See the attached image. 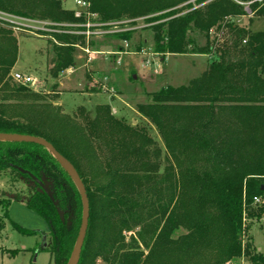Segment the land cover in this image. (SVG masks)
I'll return each mask as SVG.
<instances>
[{
  "label": "trees",
  "instance_id": "1",
  "mask_svg": "<svg viewBox=\"0 0 264 264\" xmlns=\"http://www.w3.org/2000/svg\"><path fill=\"white\" fill-rule=\"evenodd\" d=\"M85 1L102 21L157 15L150 21L161 22L151 29L163 60L206 54L209 65L188 85L164 86L138 105L162 146L145 125L116 117L109 103L72 115L40 104L30 86L13 80L18 39L0 28V133L44 138L77 169L90 202L79 264H231L241 258L264 264L249 222L264 215V204H254V197H264V30L238 22L264 16V0H253L250 13L235 0H196L197 6L191 0ZM0 9L54 22L86 20L61 0H0ZM54 37L62 43L52 59L57 77L75 66V45L84 36ZM21 169L45 179L56 204ZM0 176L10 186L24 184L0 199V229L12 201H23L50 226L51 241L41 249L54 264H67L84 210L67 171L42 145L0 140Z\"/></svg>",
  "mask_w": 264,
  "mask_h": 264
},
{
  "label": "rangeland",
  "instance_id": "2",
  "mask_svg": "<svg viewBox=\"0 0 264 264\" xmlns=\"http://www.w3.org/2000/svg\"><path fill=\"white\" fill-rule=\"evenodd\" d=\"M61 1L65 9L76 8V0ZM206 1L202 2V5ZM239 1L248 7L253 0ZM190 2L194 6L198 5L196 0ZM188 3L179 7L186 6ZM156 16L113 21H102L97 15L86 18L85 23L92 24L90 28L94 33L88 36L83 35L84 41L81 40L75 45V66L61 72L57 77L51 73L54 65L52 59L56 54L55 45L62 43L54 37V34L82 35L79 33L81 30L79 28L83 23L54 22L35 18L47 22V25L52 23L53 26H47V30L41 31L12 30L19 44V60L14 71L29 74L34 78L35 82L30 88L41 96L40 104L60 108L62 114L72 115L80 107L91 109L98 103L109 102L112 113L116 117L123 118L134 125L137 123L145 125L162 145L156 129L149 126L138 112V105L148 102L149 95L164 86L188 85L191 80L199 77L207 69L209 56L169 54L163 60L162 56L154 50L151 28L161 20H150ZM238 22L249 26L252 31L264 30V16H254L250 24L248 17L238 19ZM121 33L130 36L127 40L130 44L128 50L124 48L126 40H121L117 36ZM222 40L220 39V42ZM92 41L93 47H91ZM200 42L204 44L206 41L201 39ZM88 45L93 54L91 60L85 51ZM144 48L147 52L158 54L154 57L156 62H162L161 73L153 74L145 69L143 60L149 58L153 61V58L141 52ZM121 49L122 55L118 53ZM113 107H116V112ZM16 187L9 185L8 177L0 176V199L4 193L11 194L12 190L24 188V184L19 183ZM8 212L9 220L4 219L5 227L3 230L0 229V264H54L50 253L41 249L42 246L47 247L51 241V229L48 222L29 209L21 200H13ZM0 215L3 216L1 209ZM249 222H252L250 233L253 236L254 245L264 253V229L261 228V220L260 218L252 219ZM13 223L36 231L38 234H23L13 227ZM125 236L129 239L131 232H125ZM14 251L16 253L12 255ZM231 264L252 263L241 258Z\"/></svg>",
  "mask_w": 264,
  "mask_h": 264
},
{
  "label": "built area",
  "instance_id": "3",
  "mask_svg": "<svg viewBox=\"0 0 264 264\" xmlns=\"http://www.w3.org/2000/svg\"><path fill=\"white\" fill-rule=\"evenodd\" d=\"M239 3V0H235ZM258 1H263V0H258ZM76 8L74 9L75 12V16L78 18L81 17H85V18H91L96 16V14L92 13L90 11V3L85 1V0H76ZM243 4V3H242ZM247 11L250 13V9L249 7L246 6ZM47 22H43L42 20H37L35 18H31V17H25V16H21V15H17L14 13H10L4 10L0 9V28H10L12 30H33V31H41V30H47L46 27L50 26L53 24L52 23H48V25L46 24ZM91 23L87 22V23H83L79 29L82 35L88 36L91 33ZM55 30V29H52ZM130 44L128 41H125L124 43V48L125 50H128ZM85 51L89 54V60L92 59L93 54L90 52V48L89 45L86 46ZM144 54L148 55V56H152V59H145L143 60V66L145 67V69L148 72H152L153 74H159L161 73V68H162V62H156L155 61V55L157 56L158 54L156 53H151V52H147L146 49H142V51ZM118 53L120 55L123 54V50L121 49L120 51H118ZM121 57L119 58V62H120ZM11 76L13 78V80L21 85H25V86H31L32 84H34L35 80L32 76H30L29 74H25V73H21L18 71H13L11 73ZM254 204H264V197L261 196H257L254 197ZM261 222V228L264 229V215L260 218Z\"/></svg>",
  "mask_w": 264,
  "mask_h": 264
},
{
  "label": "water",
  "instance_id": "4",
  "mask_svg": "<svg viewBox=\"0 0 264 264\" xmlns=\"http://www.w3.org/2000/svg\"><path fill=\"white\" fill-rule=\"evenodd\" d=\"M136 78V76H134ZM0 140L3 141H16V142H29V143H36L39 145H42L46 147L51 154L58 160V162L61 164V166L67 171V173L70 175L74 183L76 184L82 200H83V220H82V225L80 228L79 236L77 239V242L75 244V247L73 249V252L71 254V257L68 261L67 264H79L80 258H81V253H82V248L84 245V241L86 238L87 230H88V225H89V217H90V202L87 194V190L85 187V184L83 183L77 169L75 166L66 158L64 157L61 153H59L56 148L53 146L52 143H50L48 140L38 137V136H33V135H27V134H16V133H0ZM22 173H27L35 182L38 183V191L40 192H46L51 200L54 201L52 191L50 189L49 183L43 179H39L36 176H34L32 173L29 171L21 169ZM11 197H14L11 195ZM55 202V201H54ZM56 204V202H55ZM60 214L63 215V212L60 211Z\"/></svg>",
  "mask_w": 264,
  "mask_h": 264
},
{
  "label": "crops",
  "instance_id": "5",
  "mask_svg": "<svg viewBox=\"0 0 264 264\" xmlns=\"http://www.w3.org/2000/svg\"><path fill=\"white\" fill-rule=\"evenodd\" d=\"M200 55H206V54H200ZM208 65H209V63H208ZM208 67V66H207ZM107 103H109V102H107ZM110 104V103H109ZM113 110L116 112V107H113Z\"/></svg>",
  "mask_w": 264,
  "mask_h": 264
}]
</instances>
